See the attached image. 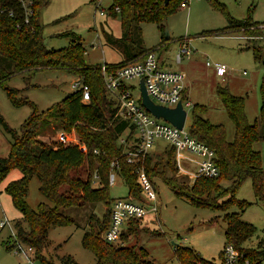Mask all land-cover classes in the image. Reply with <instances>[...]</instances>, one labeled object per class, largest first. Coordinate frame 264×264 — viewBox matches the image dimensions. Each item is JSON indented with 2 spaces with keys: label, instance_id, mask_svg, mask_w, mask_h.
<instances>
[{
  "label": "trees",
  "instance_id": "trees-1",
  "mask_svg": "<svg viewBox=\"0 0 264 264\" xmlns=\"http://www.w3.org/2000/svg\"><path fill=\"white\" fill-rule=\"evenodd\" d=\"M181 1L168 0L163 3V0H112L107 9L108 12H116L118 15L120 37L107 39L111 42L118 41L123 46V58L115 63L102 62L106 70L112 72L149 51L142 46L139 23L152 21L161 25L160 22L169 13L180 7ZM47 2L48 0H32L30 12L25 16L16 0H0V87L7 97L12 99L17 90L6 85L12 75L23 74L26 81L36 71L60 69L81 77L82 83L89 89V99L87 102H81L80 89L73 90L59 102L39 112L31 102L24 99L20 104L29 105L31 111L18 130L9 128L0 117V123L11 139L8 156L0 157V181L10 169L15 168L20 173L17 179L7 182L3 188L19 213V218L13 222V238L31 247L32 259L44 264L39 254L34 258V252L38 253V250L45 248L47 228L65 226L73 222L64 210L70 207L93 206L99 202L104 205L102 214L97 216L92 210L89 211L86 215V228L80 238L81 247L90 251L95 259L92 264H153L151 260L145 259L147 253L142 247L114 245L100 237V232L107 226L108 207L113 199L108 195L107 178L110 163L114 162L112 171L118 173L127 187L125 198L142 200L134 174L135 168L139 166L150 184L154 177L162 180L176 197L183 198L190 205L220 211L234 205L237 211H225L222 215L225 225L223 244H231L250 264H262L260 250L242 246L255 229L240 219L242 211L249 203L236 199L234 194L241 183L249 179L255 202H264V166L260 152L251 147L256 141L264 142V73L258 83L257 119L252 123L246 120L241 96L231 95L222 87L216 88L217 98L233 126L230 141L225 139L222 125L210 123L201 116L205 109L203 105L194 103L191 106L188 131L213 151L218 174L212 178L195 177L189 184L186 175L174 174L176 167L171 159V154L174 153L171 146H164L161 153L154 154L155 157H152L153 153L148 152L136 162L126 161L123 145L119 144L117 139L127 125L132 133V125L128 124L127 120L114 117L115 102L106 94L100 74L101 64L84 63V48L78 41V36L71 32L60 34L71 36L73 39L64 47L47 48L43 43L42 24L38 13ZM210 2L224 15L227 21L225 31L249 33L250 27L257 29L259 23L251 20L249 11L244 19L236 20L227 13L223 4L215 0ZM25 17L27 22L24 21ZM222 31L224 30L220 32ZM244 47L251 48L253 59L264 64L261 53L264 48L254 45ZM53 121L65 131L72 129L84 145L85 152L80 151L75 144H58L53 147L39 140L37 136L47 131ZM129 136L130 134L127 137ZM83 160L86 164L85 180L70 174V169L80 166ZM165 171L169 174L166 175ZM94 174L98 177V183L92 187ZM32 176L38 179V192L51 205L41 202L35 210L26 205L24 199L27 182ZM219 179L228 180V187H219ZM62 186H66L63 191L60 190ZM221 191L226 193L221 200L226 203L225 206L216 203ZM139 221L141 220L132 219L127 222L126 229L121 233V240L124 241L129 235L135 234ZM5 247L11 249L13 245L7 244ZM173 254L179 264H214L199 259L194 251L187 247H173ZM62 260L64 264H75L69 257ZM219 260V264H222L221 251Z\"/></svg>",
  "mask_w": 264,
  "mask_h": 264
},
{
  "label": "rangeland",
  "instance_id": "rangeland-1",
  "mask_svg": "<svg viewBox=\"0 0 264 264\" xmlns=\"http://www.w3.org/2000/svg\"><path fill=\"white\" fill-rule=\"evenodd\" d=\"M224 5L227 13L236 20L246 17L248 11L252 21L259 25L250 27L249 33L240 31H225L227 21L224 15L214 8L210 0H189L184 7H177L169 13L158 25L152 21L139 23V35L142 46L146 50H153L158 68L183 73L185 91L183 108L185 117L184 129L189 128L191 121V106H204L201 116L213 124H220L225 130V139L230 141L233 136V126L217 98V87L224 88L228 93L243 98V110L247 122L257 119L259 96L258 83L264 73V64L255 61L251 48L245 45L264 48V0H215ZM112 0H48L40 8L38 18L42 24L43 43L47 48H61L73 39L71 36L60 35L71 32L78 36V41L84 48L83 61L87 65L119 62L123 58V46L117 41H108L120 37V24L116 12H108L107 7ZM161 26V27H159ZM221 30H224L220 32ZM257 31V33H256ZM166 32L168 38L164 39ZM217 32V33H215ZM183 42V43H182ZM182 44L190 50L187 57L181 56L176 61V54ZM264 50V49H263ZM262 50V55L264 53ZM205 61L221 63L226 72L219 77L214 74L211 66ZM77 76L60 69H43L34 72L24 80L23 74H14L8 78L6 85L17 91L9 99L0 87V117L11 129L18 130L20 124L28 117L31 108L27 104H20L22 100L31 102L35 109L43 111L52 104L59 102L62 97L72 91L70 82ZM137 80L129 83L136 85ZM137 91V90H136ZM136 95V94H135ZM188 101L189 105H184ZM37 138L45 145L82 144L76 133L70 129L63 130L54 123ZM10 135L0 123V157H7L10 150ZM168 146L162 140H156L150 150L155 157L162 148ZM253 150L259 151L261 163L264 166V142L261 140L251 145ZM155 154V155H154ZM183 156L171 159L178 170L175 176L186 175L187 182L193 178L187 174L194 173L197 157L185 152ZM86 164L70 169V174L85 180ZM114 173L113 183L108 185L110 198L125 197L127 187L117 172ZM144 173V171H143ZM145 174V173H144ZM168 175V171H165ZM165 175V176H166ZM20 173L17 169H10L0 181V223H7L13 229V222L19 218L18 211L11 203L8 194L3 191L7 182L17 179ZM146 177V174H145ZM136 180V177H135ZM218 185L227 188L229 181L219 179ZM91 186H97L91 182ZM152 191L157 212H148L136 226L135 234L129 235L122 245L132 248L142 247L153 264H179L173 254V247H187L194 251L203 261L219 264V252L224 243V222L222 215L237 211L231 205L225 211L200 208L190 205L183 198L176 197L164 182L156 177L152 179ZM66 186L61 187L63 191ZM226 193L219 192L216 203H223ZM236 199L245 200L249 205L242 211L240 219L254 227L253 234L243 243L244 248L260 250L261 263L264 264V202H255L249 179H245L234 194ZM26 205L35 210L41 202L51 205L38 192V179L32 176L27 182V193L24 199ZM151 204V201L147 202ZM93 211L100 216L104 210L102 203L93 206L70 207L64 213L73 219L65 226H51L47 228V244L44 249L34 252L42 257L44 264H64L63 258L75 264H92L94 257L90 251L80 245V238L86 228V215ZM7 225L0 227V264H30L18 248L7 249V244L14 245ZM5 245V246H4ZM33 255V254H32ZM33 258V257H32ZM33 264H40L33 260Z\"/></svg>",
  "mask_w": 264,
  "mask_h": 264
},
{
  "label": "built area",
  "instance_id": "built-area-1",
  "mask_svg": "<svg viewBox=\"0 0 264 264\" xmlns=\"http://www.w3.org/2000/svg\"><path fill=\"white\" fill-rule=\"evenodd\" d=\"M16 1L26 16L30 12L29 7L32 4V0ZM188 1L182 0L179 6H186ZM24 21L27 22L26 17ZM189 53L190 50L187 45L182 44L176 54V61L178 62L182 55L187 57ZM205 65L211 66L216 76L221 77L226 72V67L221 63L205 61ZM100 74L106 94L115 102L114 117L127 120L128 124L132 125V133H130L127 125L117 139L118 143L123 145V154L128 163L141 159L145 154L150 152L154 141L162 140L173 148L174 156L176 157L183 156L182 152L197 157L194 173L187 174L188 176H203L208 178L217 176L218 170L214 164V153L207 145L197 140L187 129H184L183 125L178 129L162 118L154 117L140 103L138 87L139 80L141 79L146 95L154 104L173 108L179 102L184 110L182 101L185 91V78L183 73L158 68L154 52L153 50H149L140 57L119 66L112 72H108L105 66L101 64ZM134 79L137 80L136 85L129 83L130 80ZM70 88L72 91L80 89L81 102L88 101L89 89L82 83L80 76H77L76 80L70 82ZM184 105H189V102L185 101ZM129 134L130 136L127 137ZM78 148L80 151L85 152L83 144L78 145ZM94 152L96 151L94 150ZM114 166L115 163L111 162L107 185L113 183L114 171H112V168ZM177 171L178 173L182 172L185 174V172L178 170V168ZM134 174L142 200L125 197L112 199L108 207L107 226L100 232L101 239L107 243L122 245L124 241L121 240L120 236L126 229L129 220L142 219L148 212H157L152 186L145 177L143 169L138 166L135 168ZM92 182L98 183L96 174L93 175ZM149 201H151V204L148 205L147 202ZM5 225L8 226L9 234L13 239L14 245L12 248L20 249L30 264H33V249L13 238L12 228L7 221L0 223V227ZM220 251L222 264H250L229 243L223 244Z\"/></svg>",
  "mask_w": 264,
  "mask_h": 264
},
{
  "label": "water",
  "instance_id": "water-1",
  "mask_svg": "<svg viewBox=\"0 0 264 264\" xmlns=\"http://www.w3.org/2000/svg\"><path fill=\"white\" fill-rule=\"evenodd\" d=\"M168 0H163V3H166ZM168 38V34L164 39ZM139 93H140V103L146 111L152 114L154 117H160L163 120L169 122L171 125L180 129L183 125L185 112L182 109L179 102L173 108H167L161 105L154 104L146 95L145 90L142 85V80H139Z\"/></svg>",
  "mask_w": 264,
  "mask_h": 264
},
{
  "label": "crops",
  "instance_id": "crops-1",
  "mask_svg": "<svg viewBox=\"0 0 264 264\" xmlns=\"http://www.w3.org/2000/svg\"><path fill=\"white\" fill-rule=\"evenodd\" d=\"M185 76V75H184ZM185 81V80H184ZM186 88V87H185Z\"/></svg>",
  "mask_w": 264,
  "mask_h": 264
}]
</instances>
